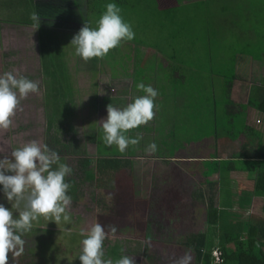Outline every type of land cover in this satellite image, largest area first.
Listing matches in <instances>:
<instances>
[{"label": "rangeland", "instance_id": "374dc122", "mask_svg": "<svg viewBox=\"0 0 264 264\" xmlns=\"http://www.w3.org/2000/svg\"><path fill=\"white\" fill-rule=\"evenodd\" d=\"M176 1L173 6L177 9L175 13L170 8V4L174 2L167 4V2L158 3L157 0H72L73 6L69 7L72 10V19L67 18V21L58 19L59 21L55 22L52 15H48L53 20H46L43 22V28L39 26L35 30L24 23H31L30 16L33 8H31L30 0H0V73L13 72L24 77L29 75L30 80L39 83V89H45V86H48L47 79L38 78L41 67L37 64L35 49L39 45L40 51L42 50L44 54L51 50L52 54L59 51L58 53L64 60L67 59L62 64L65 69L63 70L64 78L61 81L63 86L56 89L62 92L73 91L75 84H68L67 76L70 73L71 77H76L79 73L83 74L82 79L75 78V82L79 85L76 103L86 106L93 93L95 102L103 98L104 103L101 102L98 106V102L94 104L92 114L89 107L74 110L75 118L71 120V117L67 120L70 129H67L65 125L61 126L64 131L63 135L59 136L63 138L74 135L81 139L80 135L83 131L91 130L92 127L102 129L103 120L107 118V106L113 104L119 108L126 107L142 93L136 87L142 82L146 86L151 85L159 93L155 100L159 110H156L154 119L164 113V124L168 120L176 122V130L174 128L173 130L178 137L183 132H180V129L185 128L188 132L181 135V138L186 140L193 136L195 143L199 142L203 145L211 143L213 140V136L209 133L211 124H215L212 129L216 131L214 134L219 133L224 125L225 127L229 125L231 128V123H234L232 119L236 118L241 124V104L247 103V98L258 100L259 92H264V54H262L264 53V0ZM108 3H115L120 7V14L126 22L131 24L135 38L131 41H123L120 46L110 50L103 59L92 58L85 62L75 55V48L70 44L71 40L85 23L92 28L97 27V22L106 11L105 6ZM50 4L48 8H56V2H50ZM179 24H181L180 27H178ZM49 38L55 39V44L51 40L48 41ZM259 56H261L260 62H253V66L248 65L244 68L250 58L258 59ZM131 57H135L134 60L131 61ZM141 57L143 62L139 61ZM171 74H179L180 80L183 81H174L175 78ZM246 87L247 90H244ZM43 93L48 107L51 103L50 94L49 92ZM42 95L39 92L35 95L36 98L29 94L21 101L22 110L16 112L12 126L8 130L0 129V159H3L7 152L11 153L15 149L11 147L14 144L18 148L30 141L35 140L40 143L42 140L43 121L46 120L43 117L47 114L45 107L41 108L40 102L35 103V99L37 100L38 97L40 99ZM25 100H28L29 104L26 105ZM173 102L178 105L172 107ZM223 104H226L227 108L224 109ZM49 110L48 107L47 113H50ZM230 111L234 113L233 116L228 113ZM154 119L145 125L151 130L149 135L142 131L130 135L135 138L138 133L145 134L142 135L143 139L138 145H131L134 148L137 147L136 151L144 143H147L145 149L153 142L156 144L154 139L158 134L152 135L154 123H156ZM247 120L248 122L253 120L249 123L250 129L260 136L261 147H264V115L251 109ZM53 128L55 131L56 127ZM236 128H239V125ZM170 129L172 127L168 129L167 134L171 133ZM43 143L48 145L49 141L44 140ZM184 143L191 144L188 140ZM243 144L255 148L256 141L247 131L240 135L235 146L238 148ZM223 146L226 149L231 145ZM157 148L158 153L162 152L158 146ZM149 160L151 161L152 158ZM75 163L74 158L68 162L71 167ZM111 167L107 169L108 173L114 171ZM6 174L11 175L12 173L6 172ZM111 174L113 173L110 172L109 179L107 176L98 179L101 183H107V188L106 185L101 189L85 183L80 185L78 194L81 197L76 198L75 196L78 202L71 203L68 209L70 222L65 223L61 220L57 225L43 216L33 221L31 231L23 236L26 240L23 253L16 259L9 253L8 264H81L79 256L82 254L84 237L78 233L82 223L79 214L90 217L92 208H97L96 212L99 213L103 208L99 205L100 202L106 206L103 209L105 214L110 212L107 209H111L112 206L123 205L125 203L123 198L127 200L126 203H129L130 190L123 193L128 186L126 185L128 176L122 173H115L114 176ZM143 174L147 175L146 172ZM132 175L134 180L142 176L140 172ZM195 180L199 181V178ZM113 182L115 186L122 184L124 191L118 189L116 194L112 188ZM92 184L95 185V181ZM201 186L196 185L195 191L198 190V194L201 193L205 197ZM70 191L69 189L68 192ZM112 194H115L120 201V203L115 202L117 203L115 206L113 202L111 204V198H107ZM196 196L200 199L197 201L198 204L205 201V199L202 201L198 195ZM133 199L136 200L131 207L136 208L137 198ZM94 201L99 204L92 205ZM220 201L221 204L218 206L225 212L231 213L229 217L233 216L232 213L240 214V220L247 219L253 224L261 222L264 218V203H261V206L250 205L246 212H241L231 205L229 200ZM185 202V199L179 197V203L176 205L179 208V215L182 216L181 221L178 222L180 228L164 229L163 234L160 235L161 239L168 242L178 240L184 242L189 239L186 230L187 218L190 214L194 215L198 207L184 205ZM12 203L7 200L3 185H0V204L12 209L14 216L18 217V211L12 208ZM204 205L201 206L204 207ZM155 207L158 206H152L153 210L158 209H154ZM189 207L192 209L183 220V215ZM22 208L23 205H21V210ZM133 213L134 211H132L131 224L135 222L138 224L140 219L137 218L140 214ZM114 216L116 224H119V221L122 223L123 212H117ZM97 218H95L96 222ZM204 223L201 220L192 221L196 228L203 227ZM66 229L72 231L69 233ZM174 255H176L175 252ZM240 264H264V260L241 261Z\"/></svg>", "mask_w": 264, "mask_h": 264}, {"label": "crops", "instance_id": "0c3cea01", "mask_svg": "<svg viewBox=\"0 0 264 264\" xmlns=\"http://www.w3.org/2000/svg\"><path fill=\"white\" fill-rule=\"evenodd\" d=\"M158 2L162 3L163 0H158ZM176 2L177 1L174 0V3L171 2L173 4H170V8H172L175 13L177 9L173 6L176 4ZM180 26L181 24H179L178 27ZM50 40L54 42L53 44H55V39L49 38L48 41ZM38 48L39 45L35 49V54L37 55V59H36L37 64L41 67L43 62L40 59L41 58L40 48L39 49ZM50 52H48V55L53 60V69L50 68L47 74H44L42 69H40V75L38 76V78L41 79L43 77L47 79L46 77L50 76L51 80H53L54 78H58V81L56 79L55 81L51 82L50 79L49 80L47 79L48 86L47 87L45 86V89L43 88L39 89V92H41L43 95L40 96V99L39 97L37 100L34 98L35 103L40 102L42 104L41 108L45 107L47 114L44 115L45 117H43L46 120L43 121L44 129L42 131V140L40 141V144L43 145L44 140L45 142L49 141L48 143L49 148L57 151L62 158L61 162L67 164L68 166H69L68 162L71 161L72 158L75 159L76 163L73 165V167L69 166L72 169V173L66 176L65 178L66 182L71 184L70 187L71 191L68 192V195L71 196L72 203L76 204L78 201H76L75 199L81 197V195L78 194V190L80 189V185L82 183L89 184L92 187L95 188L97 187L98 189L99 188L101 189L107 183L105 182L101 183L98 179L104 176H107V178L109 179L110 172L113 174L122 173L123 175L126 174L128 176L126 183V185L128 186L127 189H125V191L124 188H122L123 187L122 184L121 185L118 184L115 186L114 182H113L114 186L112 188L116 194L118 189L124 191L123 192L124 194L126 191L130 190L129 203H126L127 200H124L123 198L122 200L125 203L123 205H120L119 208L118 206H115V204L120 203L119 198H116L115 194H112L111 196L109 195L107 198H111V204L113 202V205L115 207L112 206L111 209H107L110 212L108 214H105L103 209L106 208V206L104 205V203L100 202L99 204L94 201L92 205L94 204L96 206L99 204L103 206V208L100 209L101 211L99 213L96 212V210H98L97 208L94 209L92 208L91 209L92 213L90 214V217L89 215L84 216L82 214H79L82 219L81 221L82 223L79 226V232L78 231L77 232L78 233H80L81 231L86 232L90 229V227L93 224L99 222L102 226L105 227V231L109 232V235H112L110 233V226H115L117 231L114 235V238L106 239L104 242V254H105L104 259L110 258L113 261V264H115V261L120 259L122 256H129L134 258L135 264H175V261L178 258L184 256L185 254L191 256L190 264H195L193 249L190 246L191 241L189 239L192 240V238H194L195 235L198 234V232L207 230V226L205 223L203 224V227L201 226L200 228L198 227L196 228L192 224V221L195 220L204 221L202 214L196 212L194 215L190 214V216H188L186 222L188 225L186 226L187 228L186 230L188 231L187 235L189 239L187 241L185 240L184 242L183 241L181 242L178 240L174 242H168L167 240H163V238L161 239L160 235L163 234L164 229L175 230V228H180L178 222L181 221L182 216L179 215L178 206L176 207V205L179 203V197L180 199H185L186 202L185 204L183 203L184 205L203 208V206H201L203 203L202 204L197 203V201H199L200 199H198L196 196V195L199 196L198 194L199 192L198 190L195 191V187L198 184L199 186L203 185L200 187L202 191H205V189L207 188V184H205L202 181L200 175L201 172L203 173V171L206 170V165L208 161H210L214 157L218 160H227V159L230 160L233 157H235V154L237 153H248L250 151V149L252 148L250 147V145L246 146L243 144L241 147L236 148L235 143L237 139L240 138V135L243 134L244 132L247 131L250 134L255 133V131L250 129V124H249L252 123L253 120L249 122L247 120L250 110L251 109L253 110V108L247 105V103L241 104L242 107L240 111L242 114V120H241V124H239L240 121L237 124L239 125V128L233 126L229 128V125H227L226 127L224 125V128H222L219 133L214 134V132L216 131L212 129L214 128L215 124H211L209 133L210 135L213 136V140L211 143L208 144L206 143L204 145L203 143H199V142L195 143L193 136L189 139H186L191 144L184 143L186 140L181 138V135H183L184 133L186 134L188 132V129L185 128L183 130L180 129L181 130L180 132L182 131L183 132L178 137L177 135L174 134L175 131L173 130V128L176 130L177 127L176 122L173 121L170 122L168 120L167 123L164 124V119H163L164 113H162L160 116H156V118L154 119L156 123H154V127H153V133H154V129L158 127V133H156L158 135L154 139V141L156 142V145L162 150V152L158 153L155 151L154 153L153 152L148 153L147 149H145L147 143H144V145L140 144L142 147L137 151L135 150L137 147L134 148L130 145L127 148V150L123 153H121L118 150V147L116 145H112L110 147L106 145L105 153L103 154V156L102 155L101 156L106 158H111L112 160L115 159L118 161V164L116 166L117 168H115L114 171H109L108 173L107 172V169H109L108 165L103 164L105 167L101 168L102 166L101 165L99 169H97L96 167L98 161L101 160L98 159L99 154L96 152L94 142L89 141L87 139L86 133H88L89 129L81 133L80 135L81 139H79L74 135H70L67 137L64 136L65 138L59 136L64 131L63 129L59 130V134L54 133L52 131H51L52 133L49 131L45 133L47 126L53 125L55 122H57V119L61 120L57 116L51 117L52 103L56 105L59 104L60 105L59 107H63L64 109H69L68 112H65L64 118L66 121L71 117H72L71 120L75 118L74 110L76 109L79 110L89 107V109L92 110L90 112L91 114L94 111V93L89 97L88 99L89 104H87L86 106L80 103H76V100H78L77 89L79 85L78 83L75 82L76 81L75 78L82 79L83 74L81 75V73H79V75L76 77L74 76L71 77V73H70L66 78L68 84L69 83L75 84V89L70 92L71 94L70 97H67L66 100L59 102H57L56 99L55 100L53 99L54 96L53 93L55 92V90L61 91L60 89H56V88L63 86L62 82H60V78L62 77L64 78L63 70H65L63 69L64 65L62 64L67 59L64 60V58L58 53L59 51H57V53L54 54ZM53 58L54 59L56 58V61L58 63L57 65L54 64L55 60ZM134 58L135 57H131L130 58L131 61L134 60ZM139 61L143 62V58L141 57ZM260 61H261V56H259L258 59L252 57L248 62L245 63L246 66L244 65V68L247 67L248 65L253 66V62H260ZM58 65L59 68L57 67ZM178 75L179 74H171V76L175 78L174 81L182 82L183 80L182 79L180 80V76ZM259 76H261V74H259ZM27 77L29 79V75ZM244 90H247V87L244 88ZM39 92L37 93L39 94ZM43 92H45V94L49 92L50 94L51 103L48 106L50 109L49 110L50 113L49 112L47 113L48 107ZM37 93H30V94H32L33 97L37 98V96H35ZM140 95H144V93L142 92L140 93ZM258 95H259L258 100H260V98L264 96V92L260 91ZM247 99L255 100L254 98H247ZM53 100L55 102H52ZM175 100L178 99L175 98ZM25 101H27L25 103L26 105L29 104L28 100ZM177 105L178 103L177 104H175V102L172 103V107H175ZM223 106L224 109L227 108L226 104H223ZM102 111L105 110L102 109ZM254 111L258 112L255 109ZM228 113H230L231 116H233L234 114L231 111ZM90 117L91 116H89V118ZM65 120L63 121V123H66ZM170 127H172V129H170L171 133L167 134V131ZM239 130L240 133H238L236 137H233ZM153 133L152 135H154ZM166 140L170 141L172 144L169 145L166 144L168 143ZM223 145L225 146L231 145V146L230 148L225 149L223 148L224 147ZM11 147L16 149L17 146L14 144ZM5 156L11 158V153L7 152V155ZM149 158H152V160L150 161ZM83 159L87 160V164L80 165L79 161L80 160L82 161ZM243 164L247 165V164H251V162L245 160ZM151 165L153 166L152 168ZM136 172L137 173L140 172V174L142 175L138 178V180L133 179L132 174ZM143 172H146L147 175H144ZM198 178L199 181L195 180ZM213 180L216 183V185L212 189L213 190L212 204L217 210L218 221L226 220V219L240 220L239 218L241 217L240 214L236 215L234 213H232L233 216L229 217L231 213H227V211L225 212L224 209L218 206V204H221L220 200L222 199L229 200L230 204L234 205L237 208V210L241 212H246V210L250 205L261 206V203H264V198L252 197L246 203L247 205L246 208L244 209L238 208V198L240 197L241 193L251 192L253 189V177L252 174H250L248 171L236 170V169L232 171L220 170L214 176ZM94 181H95V185L92 184V182L94 183ZM107 187L108 185H106V188ZM112 188L110 187L109 189L111 190ZM134 197L137 198L138 206L136 205V208L135 206L131 207V205L133 206L134 200H136L133 199ZM126 205L129 206L127 207ZM154 205L158 206L155 207L154 209L156 208L158 209L153 210L152 206ZM191 207H189L187 209V212L184 213L183 220L184 217L189 214L190 210L192 209ZM127 208L130 209L128 210ZM132 211H134L135 214H140V216L137 218L140 219L139 220L140 222H138V224H136V222L134 224H131ZM117 212H121V213L123 212L122 223H120L119 221V224H116V222L114 221V217L116 216V215L114 216V214ZM95 218H97V222L95 221ZM240 221L244 222L247 221V219ZM190 224L191 226H189ZM206 234H207L206 237H209L205 240L207 249L212 250L213 248H216L217 245H220L221 233L219 230ZM216 242H218V244ZM179 244L181 245L182 248L180 247ZM174 252L176 253V255H174Z\"/></svg>", "mask_w": 264, "mask_h": 264}, {"label": "clouds", "instance_id": "9594fccd", "mask_svg": "<svg viewBox=\"0 0 264 264\" xmlns=\"http://www.w3.org/2000/svg\"><path fill=\"white\" fill-rule=\"evenodd\" d=\"M106 11L100 16L97 27L92 28L85 23L74 35L71 45L75 55L85 62L92 58L103 59L110 50L117 48L123 41L135 38V32L130 23L121 16V9L115 3H108ZM32 27L40 26V15L33 12L30 16ZM144 95L134 98L126 107L119 108L109 104L107 118L102 124L103 141L107 146L116 145L123 153L132 145H138L143 139L142 134L135 138L126 135L130 130L146 125L155 117L158 105L155 103L158 91L144 83L136 85ZM39 92V83L13 72L0 73V129L8 130L13 124V118L18 110H22L21 101L30 93ZM157 145H148L147 151L155 152ZM60 154L33 140L11 152V158L0 159V185L12 208L17 209L18 217L12 209L0 204V264H8L9 253L18 258L24 251L26 240L23 236L31 231L33 221L43 216L57 225L70 222L68 209L72 198L68 195L71 184L66 182V176L72 169L61 162ZM11 172V175L6 174ZM21 205L23 208L21 210ZM69 233L70 229H66ZM117 229L110 226V233L99 222L93 224L88 231L79 234L82 240L81 264H113L111 259H104V242L114 238ZM259 246V245H257ZM191 256L185 254L178 258L175 264H190ZM115 264H135L129 256H122Z\"/></svg>", "mask_w": 264, "mask_h": 264}, {"label": "trees", "instance_id": "16d2710c", "mask_svg": "<svg viewBox=\"0 0 264 264\" xmlns=\"http://www.w3.org/2000/svg\"><path fill=\"white\" fill-rule=\"evenodd\" d=\"M71 1L72 0H33L32 2V0H30L32 5L31 8H33L31 13L37 12L40 15V28H43V22H45L46 20L52 21L53 18L55 19L53 20L55 22L59 21L58 19H65L67 21V18L72 19V10L69 8L73 6ZM50 2H56V8H48V6L51 5ZM163 2H167V4H170L171 2H174V0H163ZM48 15H52L51 17L53 18L48 17ZM24 23L32 26V21L31 23ZM48 46L50 47V45ZM41 53L42 54L40 56V59L43 62L41 69L44 74H47L50 68L53 69V60L51 57H49L48 52H46V54H44V52ZM54 60V64L57 65L58 63L56 61V58ZM57 67L59 68V65ZM46 78L48 80H51L50 76ZM56 79L58 81V78H54L53 80H51V82L55 81ZM62 79L63 77L60 78V82L63 81ZM53 95V99H56L57 102L61 101L62 99L66 100L67 97L71 96L70 92H62L59 90H55ZM54 100L52 102H55ZM97 102L98 101H94V104H97ZM101 102L104 103L103 98L100 99L97 106L100 105ZM247 105L264 114V96L258 101L253 99L248 100ZM59 106V104L56 105L52 103L51 110L52 115L57 116L61 120L57 119L56 117L57 122H55L53 126H47V131H54L53 127L55 126L56 130L54 132L59 133V130H62V125H65L67 129H70L68 121H66L64 118L65 112H68L69 109H64L63 107ZM64 120L66 123H63ZM231 121L234 122L231 123V126L236 127L238 124V120L235 118ZM137 131H142L145 134H149L151 132L150 128L145 125H141L138 128L130 130L128 133H126V135H133ZM156 133H158V127L154 129V136ZM238 133H240V130L233 137H236ZM103 135V129L98 127H92L91 130L89 129L88 133H86L87 139L94 142L96 152L99 154L98 159L101 160L98 161L96 165L97 169H99L101 165V168L105 167L104 165H108L112 166L114 170L115 168H117L116 166L118 164V161L115 159L112 160L111 158L102 157L105 153L106 148V144L103 141ZM251 136L253 137V140L256 141L255 148L252 147L248 153H237L235 154V157L230 160H218L214 157L210 161H208L206 170L203 171V173L201 172V178L202 181L207 184V190L203 192L205 194V197L201 193L199 194V197L202 198V201L205 199V201L203 202V205H205L203 208H198L197 212L199 214H202L209 233L216 230H219L221 233V243L218 247H216L221 252V264H240L241 261L264 260V218L261 220V222L255 224H251L249 223V221L243 222L238 219H226L218 221L217 210L212 204V189L216 184L213 179L220 170L232 171L236 169L248 171L250 174H252L253 189L251 192L241 193L240 197L238 198V208H246V203L252 197L264 198V148L261 147L260 136H258L256 133L251 134ZM167 142L168 143L166 144L168 145L172 144L170 141ZM157 151L158 148L156 152ZM245 160H248V162H251V164L244 165L243 162ZM79 163L80 165H85L87 164V160H80ZM207 230L198 232V234L195 235V237L191 240L190 246L193 249L195 264H212L211 251L213 249H207V245L205 242V231ZM228 244H230V247H228Z\"/></svg>", "mask_w": 264, "mask_h": 264}, {"label": "built area", "instance_id": "2783aa9c", "mask_svg": "<svg viewBox=\"0 0 264 264\" xmlns=\"http://www.w3.org/2000/svg\"><path fill=\"white\" fill-rule=\"evenodd\" d=\"M211 257H212V264L222 263L221 252L217 248H213V250L211 251Z\"/></svg>", "mask_w": 264, "mask_h": 264}]
</instances>
